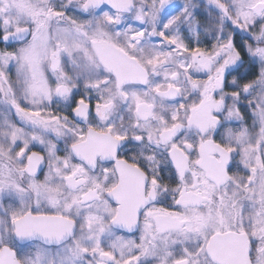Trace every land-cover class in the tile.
Segmentation results:
<instances>
[{
	"label": "snow or ice",
	"instance_id": "6c2138e0",
	"mask_svg": "<svg viewBox=\"0 0 264 264\" xmlns=\"http://www.w3.org/2000/svg\"><path fill=\"white\" fill-rule=\"evenodd\" d=\"M0 264H264V0H0Z\"/></svg>",
	"mask_w": 264,
	"mask_h": 264
}]
</instances>
